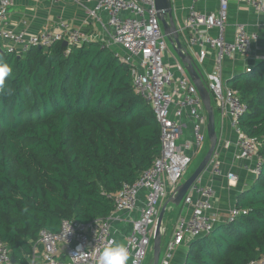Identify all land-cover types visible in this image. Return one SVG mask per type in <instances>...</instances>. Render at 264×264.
<instances>
[{"label":"trees","instance_id":"obj_1","mask_svg":"<svg viewBox=\"0 0 264 264\" xmlns=\"http://www.w3.org/2000/svg\"><path fill=\"white\" fill-rule=\"evenodd\" d=\"M0 58L12 68L0 89V241L27 264L42 230L111 216L122 188L160 156L161 128L134 90L131 67L103 41L5 49ZM229 86L248 105L240 127L258 140L262 170L239 196L238 217L194 240L183 264L264 256V60Z\"/></svg>","mask_w":264,"mask_h":264},{"label":"built area","instance_id":"obj_2","mask_svg":"<svg viewBox=\"0 0 264 264\" xmlns=\"http://www.w3.org/2000/svg\"><path fill=\"white\" fill-rule=\"evenodd\" d=\"M51 1L77 4L82 0ZM218 1L215 13L202 14L194 6L189 9L184 24L189 37L185 39L184 46L200 67L208 58V49L215 52L214 71L204 75L214 110L219 111L222 119H229L238 138L237 152L243 167L258 176L262 170L259 142L246 135L240 127L241 118L249 110L248 105L242 102L238 91L231 88L222 75L224 60L236 55L247 57L248 49L258 40V35L241 24L237 25L233 40L228 41L229 0ZM247 2L252 9L264 15V0ZM13 6L14 0H0V52L7 49L26 53L32 48H49L59 42H67L69 47H74L98 40V34L82 32L63 19L58 20L56 28L30 33L29 20L24 18L16 29L8 12ZM101 14L108 17L103 26L108 29V41L114 46L115 57L131 67L135 92L153 108L161 128V154L133 184L122 188L116 197L115 210L107 220L92 223L63 220L57 233L42 230L36 247L41 249L43 264H96L99 252L110 242H117L118 233L113 228V221L117 220L119 213L136 214L131 218V230L125 241L130 254L128 264H145L153 250L159 209L169 198L168 186L177 189L196 152L204 150L207 126L204 104L183 65L177 62L173 67L164 56L169 50L168 39L158 17L155 0H97L87 15L90 21L103 23ZM245 71L252 72V66ZM185 116L194 121L193 139L182 143L185 128L182 120ZM249 161L253 166L248 164ZM213 170L215 175H223L218 163ZM226 177L231 186L238 180L232 172L226 173ZM214 198L212 187L200 183L191 187L184 198V204L192 210L191 215L180 218L173 236L162 244L159 264H171L180 246L214 230L219 224L218 215L213 214ZM238 215L239 211L233 208L228 221H233ZM162 233H165L164 228ZM62 256L66 260H60ZM0 264H12L10 248L2 241ZM250 264H264V256Z\"/></svg>","mask_w":264,"mask_h":264},{"label":"crops","instance_id":"obj_3","mask_svg":"<svg viewBox=\"0 0 264 264\" xmlns=\"http://www.w3.org/2000/svg\"><path fill=\"white\" fill-rule=\"evenodd\" d=\"M96 2L97 0H82L77 4H56L51 0H14L13 7L16 8V12L11 14V24L18 29L20 21L27 18L29 20L28 31L30 33H40L47 29L56 28L58 20L63 19L69 21L82 32L98 34V40L107 39L109 38V32L108 29L104 28L103 24L107 22L108 17L101 14V20L103 22L101 23L97 20L90 21L87 15L88 10L94 7ZM218 3V0H173L178 27H184L187 12L192 6L202 14H211L217 11ZM241 24L245 25L250 32L256 33L258 35V40L248 49L247 57L236 55L233 58L224 60L222 75L228 84H230L231 80L236 75L244 73L248 66H252L264 60V15L252 9L248 5L247 0H229V14L226 29V39L228 41L233 40L236 27ZM215 33L216 32H213V34ZM188 37L189 30H186L184 36H182L183 42ZM208 50V58L202 67V72L205 75L214 71L215 63V52L211 49ZM172 55L173 54L170 52L168 53V63L170 61L171 63L174 61L176 64L177 62L180 63L174 56L172 57ZM215 116L218 145L213 155L214 161L209 164L197 183H200L202 186L212 187L215 190L213 214L218 215L219 224L223 225L228 222L230 212L235 208L239 196L252 187L257 176L246 170L243 167V161L238 157V138L230 125L229 119H222L219 112L216 110ZM182 124L185 126L182 143L192 141L194 121L189 116H185L182 120ZM205 128L207 129V126ZM216 163H218L223 170L222 176H217L214 173L213 168ZM248 164L253 166L252 161H249ZM229 172L236 174L238 177L235 185L231 186L229 184V180L226 177V173ZM167 190L168 196L170 197L176 189L170 185ZM180 206H174V209L171 208L172 210L170 211L174 215L167 220L166 224H164L166 226L163 227L165 233L167 232V226L171 228V237L173 236L177 221L180 218L189 217L191 214V208L189 206L184 204ZM133 217H136V214L129 216L126 213H119L117 220L113 221V228L118 233L117 242L125 243L126 237L131 230V218ZM189 246L190 244L180 246L171 264H183ZM42 258L41 249L35 246L33 255L28 258L27 264H43ZM12 264L18 263L12 262Z\"/></svg>","mask_w":264,"mask_h":264},{"label":"water","instance_id":"obj_4","mask_svg":"<svg viewBox=\"0 0 264 264\" xmlns=\"http://www.w3.org/2000/svg\"><path fill=\"white\" fill-rule=\"evenodd\" d=\"M155 4L164 34L172 45L178 60L180 59L179 61L182 62L183 67L188 73L192 83L197 88L198 93L200 94V97L203 101L207 114V137L209 141V149L202 162L185 182L179 184L175 192L167 199L163 208L161 209L160 215L157 219L156 235L153 243V264H159L163 244V221L168 207L170 205L177 207L180 206L191 187L198 182V179L206 171L218 145V134L216 131L215 110L212 104L211 94L206 85L205 76L196 64L195 58L186 52L182 38L186 30L184 27L179 28L177 25L173 0H155ZM63 45L67 47L68 43L64 42ZM12 262L16 263L14 257H12Z\"/></svg>","mask_w":264,"mask_h":264},{"label":"rangeland","instance_id":"obj_5","mask_svg":"<svg viewBox=\"0 0 264 264\" xmlns=\"http://www.w3.org/2000/svg\"><path fill=\"white\" fill-rule=\"evenodd\" d=\"M8 12H9L10 14H13V13L16 12V8H15V7H9ZM21 13H22V11H21ZM104 38H107V37H104ZM107 39H108V38H107ZM107 39H102V40H100V41H103L106 45H109V44H110V47H111L112 49H114V46L112 47L111 42H110V43H109V41L107 42ZM167 45H168V49H169V50L166 51V53L164 54V56H165V57H168V53L170 52L171 54H173L172 57L174 56V57L176 58V60H178V58H177V56H176V54H175V51H174L172 45L170 44L169 40H167ZM66 55L68 56V54H66ZM179 60H180V59H179ZM179 60H178V61H179ZM195 61H196V60H195ZM179 62L182 64L181 61H179ZM169 64H170L171 66H173V67H176V66H177V64H176L175 61H174L173 63H171V61H170ZM196 64H197V62H196ZM197 65H198V64H197ZM198 67L200 68V66H198ZM202 67H203V66H201V68H200L201 71H202ZM202 73H203V72H202ZM203 75H205V74H203ZM215 110L218 111L216 108H215ZM218 112H219V111H218ZM216 114H217V113H216ZM219 114H220V113H219ZM204 135H205L204 150H203V151H200V152H196L197 155L194 157L192 164L187 168V170H186V174H185L183 180L181 181V183L185 182V181H186V180H187V179H188V178L194 173V171H195L196 168L199 166V164L202 162V160L204 159V157L206 156V154H207V152H208V149H209V147H208V146H209V141H208V137H207V129H206V128H205V130H204ZM184 198H185V197H184ZM166 201H167V199L161 204V207H160V209H159V215H160L161 209L163 208V206H164V204H165ZM182 204H184V199H183ZM184 205H185V204H184ZM180 207H181V206H180ZM171 208L174 209V208H175L174 205H170V206L168 207L167 213H166V215H165L166 219L164 218V221H163V227L166 226V225H164V224H166L167 220L170 219V217L174 215V214L171 213V211H170V210H172ZM191 212H192V210H191ZM190 215H191V214H190ZM158 217H159V216H158ZM179 220H180V219H179ZM179 220L177 221L176 226H177ZM176 226H175V228H176ZM166 229H167V232L164 233V234H163V237H162L163 245L166 243L167 240L170 239L171 234H172V230H171V228H169V226H167ZM190 244H191V242H190ZM153 263H154V260H153V250H151V252L149 253V255H148V257H147V259H146V261H145V264H153Z\"/></svg>","mask_w":264,"mask_h":264},{"label":"clouds","instance_id":"obj_6","mask_svg":"<svg viewBox=\"0 0 264 264\" xmlns=\"http://www.w3.org/2000/svg\"><path fill=\"white\" fill-rule=\"evenodd\" d=\"M12 68L0 58V89L4 88L5 81L11 75ZM130 254L128 247L122 242H110L98 254L96 264H128Z\"/></svg>","mask_w":264,"mask_h":264}]
</instances>
